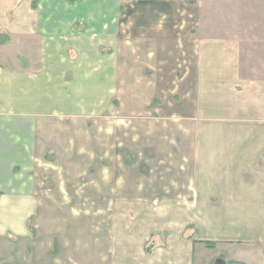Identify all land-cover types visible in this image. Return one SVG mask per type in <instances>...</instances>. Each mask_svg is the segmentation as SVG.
Returning <instances> with one entry per match:
<instances>
[{
    "label": "crops",
    "instance_id": "1",
    "mask_svg": "<svg viewBox=\"0 0 264 264\" xmlns=\"http://www.w3.org/2000/svg\"><path fill=\"white\" fill-rule=\"evenodd\" d=\"M230 1L0 0V264H208L220 244L264 264V78L206 14ZM116 100L123 158L62 187L66 103ZM54 198H90V223Z\"/></svg>",
    "mask_w": 264,
    "mask_h": 264
},
{
    "label": "rangeland",
    "instance_id": "2",
    "mask_svg": "<svg viewBox=\"0 0 264 264\" xmlns=\"http://www.w3.org/2000/svg\"><path fill=\"white\" fill-rule=\"evenodd\" d=\"M233 3L237 4L238 6L234 7V5H232ZM230 5H232L233 7L229 8ZM221 13L225 17L222 16ZM206 14L211 18L219 17L220 22L213 23V26H218L221 31H224L228 35H233L234 37L238 38L243 47L251 52V67L255 71L256 75H258L260 78H264V0H232L230 2H227L226 7L221 9L220 12L210 9L206 12ZM35 41L38 42V46H42L43 43L41 42V40V43H39V40H34V42ZM74 41L75 39L67 40L68 44ZM50 46H55L56 48L59 47V40H51ZM55 66L57 71L58 64L56 63ZM57 77H59L58 71ZM70 88L71 90L75 89L74 87H70L68 85L67 89L69 90ZM58 89L59 86H57V90ZM85 89L86 88L84 87V90ZM83 97L86 99L89 98L87 95ZM115 105L116 108H112L110 103L107 104L106 102H100L97 105L93 104L92 106L90 102L79 103L69 101L66 103L68 123L67 154L65 158L60 160V163L54 160L55 152H50L49 155L45 157L52 160V165L56 164V166H50L49 168L51 176H54L56 182L59 180L57 175L63 176L64 174V176H66V183L60 184L62 187L67 185V188L75 191H79L82 193H86V191L89 192V178L91 172L96 173L98 166L107 164L106 160L110 162V160H113L112 158H115L117 160H121L123 158V129L124 126L125 128L128 127L129 123L124 122L121 118L122 104L120 103V101L116 100ZM117 110H120L117 113L118 117H108V115L113 114V111ZM78 114H81L82 116H78ZM131 124H133V122H131ZM137 138V135L132 134L130 142L132 144L135 143L137 141ZM96 144H98L100 148L107 147L112 148V150L110 152L98 150L99 155L96 156V150L93 149L95 148ZM110 154L113 156L110 157ZM98 158L101 162L98 161ZM130 158H134L133 152H131ZM58 165H60V167ZM62 166L64 167L62 168ZM45 169L46 168L41 169L40 175L42 174L46 176ZM58 184L59 183L53 182L49 185L50 189L52 191L60 189ZM50 201L51 205L66 207L70 209L77 208V210H79V213H73L75 215L67 212V214L65 215L66 222H70L71 220L74 221V218L76 217L81 218L83 222L90 223L89 208L92 201L90 198H54L50 199ZM102 203L103 208H106L107 203ZM99 216L101 218V221L106 222V214ZM252 249L257 250H254L257 253H259L260 251L264 252V247L255 246V248L252 247L251 250ZM238 251V248H235L234 246L220 244V246H218V249L211 248L204 252L198 251L196 254V262L199 263L201 262V260H205L206 257H215L214 259L224 258L227 262H230L233 261L232 259L235 257L234 255ZM212 259L209 260L208 264H214L212 262L214 259Z\"/></svg>",
    "mask_w": 264,
    "mask_h": 264
},
{
    "label": "water",
    "instance_id": "3",
    "mask_svg": "<svg viewBox=\"0 0 264 264\" xmlns=\"http://www.w3.org/2000/svg\"><path fill=\"white\" fill-rule=\"evenodd\" d=\"M214 264H245V263L242 261H238V260L227 262L224 258H217Z\"/></svg>",
    "mask_w": 264,
    "mask_h": 264
}]
</instances>
